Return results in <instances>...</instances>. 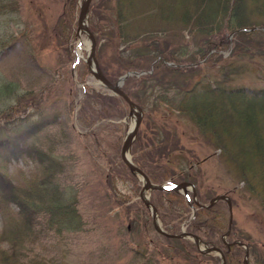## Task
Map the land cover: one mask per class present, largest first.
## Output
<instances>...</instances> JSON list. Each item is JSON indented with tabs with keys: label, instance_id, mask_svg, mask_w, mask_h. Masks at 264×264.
Masks as SVG:
<instances>
[{
	"label": "rangeland",
	"instance_id": "rangeland-1",
	"mask_svg": "<svg viewBox=\"0 0 264 264\" xmlns=\"http://www.w3.org/2000/svg\"><path fill=\"white\" fill-rule=\"evenodd\" d=\"M9 2L11 4L8 3V7L0 9V34L10 35L11 39L13 37V43L0 54V82L7 83L8 87L1 90L0 110L10 107L20 109L12 119L25 118L21 121L22 125L39 118L55 119L56 125L41 133L36 139V145H40V149L51 151L64 161L65 173L55 181L59 186L71 188L76 193L78 213H81L83 223L82 229L78 231H61L59 236L54 235L52 230L53 232L47 233L49 237L38 234L35 239L37 242L29 244L23 240L15 244L19 258H29L25 254L43 253L50 264H147V257L148 264L222 263L213 251H203L202 256H198L191 250L192 247H188V244H193L191 240H185L187 244H179L177 250L187 247L192 255L187 258L180 253L177 256L170 248H165V244L162 245L164 241L153 229L150 210L139 199L143 190L141 182L135 176L136 180L130 178L120 157L124 135L131 129L136 116L129 112L128 105L120 97L97 84L87 70L88 65L83 59L87 55L88 39L78 29L76 21L82 0ZM92 2L94 5L91 8ZM87 10V26L95 41L96 37L100 41H96L95 52L99 45H103L100 51L102 68L115 82L122 75L114 78V72L123 59L118 56V52L122 54L124 51L126 58L134 56L137 59L136 50L133 48L126 52L127 44L120 43L119 40L106 41L109 37L112 38L115 31V0H91ZM152 26L155 24H139L140 28L149 30L155 29ZM156 31V36L161 38L158 42L161 46L167 44L168 52L177 50L178 54L181 46L193 42L186 31ZM54 33L58 34L60 49L56 44L52 47ZM231 38L228 35L229 41ZM137 39L133 41V47H139L141 43L143 46L148 44ZM71 47L74 54L69 51ZM96 54L97 52L95 58ZM77 55L81 56L78 61ZM155 62L157 60L153 61ZM262 62V59L257 58L250 61L248 70L236 81L245 87L264 88ZM84 64L88 73L84 72ZM212 66L213 64L202 62L203 69L200 71L203 75L213 73ZM141 75L143 74L139 76ZM214 75H217L216 69ZM97 92H107L106 94L118 100L112 102L96 97ZM140 92L137 90L138 95L135 97L142 103L133 101L141 108L142 114L136 133L139 141L135 142V138L131 143L130 156L132 157V150L138 144L150 173L149 179L155 177L161 180L178 170L185 178L181 182H189L194 187V191L187 187L183 194L177 192L186 198L185 204L190 207L185 219L178 225V232L182 229L192 232L208 242L206 247L222 249L223 244L228 243L227 236L223 235L228 229L227 219L232 216L231 232L235 237L234 241H243L248 248V260L245 263L264 264V212L258 199H255L257 197L245 189L244 181L235 166L223 159L210 136L204 137L199 133L198 126L185 115L172 111L166 104L154 105V96L143 98ZM168 95L172 96V92H168ZM26 103L34 107L25 106ZM84 106L85 109H82ZM23 108L25 110L22 113ZM155 145L157 147L153 149ZM163 145L173 151L167 165L154 159L158 157L157 153L161 156L162 152L156 153L153 150L163 151ZM4 172L19 191L38 194L37 184L31 187L30 182L37 181L42 172L31 160L22 159L7 164ZM150 181L153 185L170 183ZM159 192L146 190L153 205L162 199ZM219 194L227 196L232 210L229 214L227 202L221 201L210 213L216 218L215 221L219 220L227 228L221 236L201 226V223H193L195 214L192 213L194 200L196 203L206 204ZM161 209V214L169 211L165 202ZM10 210L14 213L13 207ZM157 213L159 216V212ZM207 216H201V220ZM175 222L177 223V219ZM162 227L165 229L168 226ZM2 228L0 218V231ZM0 249H8L6 241L0 240Z\"/></svg>",
	"mask_w": 264,
	"mask_h": 264
},
{
	"label": "trees",
	"instance_id": "trees-1",
	"mask_svg": "<svg viewBox=\"0 0 264 264\" xmlns=\"http://www.w3.org/2000/svg\"><path fill=\"white\" fill-rule=\"evenodd\" d=\"M0 1H2L0 9L8 7V3L11 4L9 0ZM93 5L92 2L91 8ZM252 14L255 17L251 16ZM115 19H117L114 24L115 33L113 32L112 38L109 37L106 41L119 40L120 43L127 44L126 52L135 48L137 59L126 58L124 51H122L124 54L118 52V56L123 59L122 64H119L117 71L114 72L116 74L114 78L128 70L152 71L139 78L128 77L122 86L124 93L139 104L142 101L135 97L138 95L137 90L141 91L143 98L154 96L152 99L154 105L166 104L172 111L185 115L190 122L195 123L199 133L204 137L210 136L224 159L235 166L244 181L245 189L249 194L257 197L264 212V88L243 87L236 81L248 70L250 61L257 58L262 59L264 63V21H262L264 0H115ZM141 22L154 23L155 26L152 27L155 29L140 28ZM157 29L163 30L162 33L186 31L193 38V42L181 46L178 54L177 50L168 52V45L161 46L158 42L161 38L156 36ZM227 34L232 37L231 41L228 40ZM54 35H52V47L56 44L60 49L58 34ZM12 39L10 35L0 34V54L8 49L10 43H13ZM136 39L148 44L143 46L141 43V46L133 47V41ZM96 41H99L97 37ZM102 46L99 45L96 49V59L105 77L110 82H114L102 68L100 61ZM69 51L74 54L72 47ZM224 54L227 55L223 57ZM155 60L157 62L153 63ZM170 62L174 66H168L167 63ZM202 62L213 64L212 68L214 72L216 69L217 75H214V72L203 75L200 71L203 69ZM83 68L84 72L88 73L85 64ZM5 86L7 83L0 82V93L1 90L7 89ZM168 92H172V96H169ZM106 93L97 92L96 97L109 99L112 102L118 100ZM82 109H85V106ZM24 110L23 108L22 113ZM16 111L18 110L12 107L0 110V218L3 227L0 231V240L6 241L8 245L7 250L0 249V264H37L38 262V264H50L46 261L48 257L46 255L43 257V253L42 255L25 254L29 258H19L15 244L23 240L29 244L37 242L38 240L35 239L38 234L42 233V237H49L47 233L52 230L54 235H59L61 231L81 230L83 223L77 209V195L71 188L61 187L56 182L65 173L64 161L58 155L54 156L51 151H45L40 149V145H36L38 136L56 125L55 119L39 118L35 122L22 125L21 121L25 119L20 121L18 117L12 120ZM137 141L139 137H136L135 142ZM138 146L137 144L135 150H132V160L149 176L141 147ZM155 147L157 145L153 149ZM162 148L163 151L152 149L156 153L162 152L161 156L157 153L158 157L154 159L167 165L173 151L168 149L167 145H163ZM22 159L31 160L42 172L40 179L38 178L34 183L30 182L31 187L37 184L38 194L19 191L4 172L7 164ZM123 167L130 178L135 179L134 174L132 175L124 164ZM173 172L175 173H171L168 177L164 176L161 180L155 177L150 179L154 183L169 181L172 184L185 180L178 170ZM159 194H162L161 201L154 203L159 212V220L162 226H168L164 229L167 233L177 234L179 223L185 219L189 211L185 204L186 198L177 192L166 191ZM164 202L169 211L161 214V205ZM220 202L209 209L198 208L193 223H201V226L205 224L206 228L209 227V230L221 236L227 228L221 222L215 221L216 218L210 214ZM12 207L14 213L10 210ZM203 215H208V219L201 220ZM160 238L164 241L162 245L165 244V248H170L175 255L181 253L187 258L192 255L191 251L186 249L177 250V246L186 242L185 240L164 236ZM227 238L228 243H232L235 239L232 232ZM189 246L198 256H202L193 249L194 244H188ZM224 249L226 264H243V248L232 245L225 246ZM147 258L145 262L148 264Z\"/></svg>",
	"mask_w": 264,
	"mask_h": 264
},
{
	"label": "water",
	"instance_id": "water-1",
	"mask_svg": "<svg viewBox=\"0 0 264 264\" xmlns=\"http://www.w3.org/2000/svg\"><path fill=\"white\" fill-rule=\"evenodd\" d=\"M91 2V0H82V3L79 7V14L77 17V26L78 29H80L86 36V38L88 39V50H87V55L85 57L84 62L87 63L88 65V71L89 73L93 76V78L96 80L97 84L101 85L103 88H105L107 91H109L111 94L117 96V97H121L123 99V101L128 105L129 107V112H131L132 114H135L136 119L132 124L131 129L125 133V137L123 139V142L121 144V150H120V157L122 162L124 163V165L126 166V168L129 169V171L134 174L139 181L142 184V188L143 191L140 194L139 198L142 200V202L144 203V205L147 206V208L150 210V215H151V220H153V228L154 230H156V232H158L159 234L165 236V237H172V238H185V239H191L197 250H199V252H203V251H207L210 252L213 251L215 253H217V255L219 256V258L221 259V264L225 263V259H224V255H223V251H221L220 249L216 248V247H211V248H207L206 247V243L202 240L199 239L196 235L192 234V233H187L186 231L182 230L178 235H172L170 233H166L164 230H162L161 228V223L158 220V215H157V209L154 208V206L152 205V203L150 202L149 196L148 194H146V190H150V191H174V192H178V193H184L185 190L187 189V187H190L192 190H194V187L191 185V183L187 182V183H179L176 185H171V184H163V185H153L149 178H147L146 174L139 168L136 167L132 161V157L130 156V148H131V143L135 140L136 138V133L138 131L139 128V124L141 121V108L135 104L128 96L126 93L123 92L122 90V85L124 84L123 82L129 77V76H139L140 74H145L147 73L146 71H141V72H134V71H128L127 73H125L124 75H121L120 77H118V79L116 80L115 83H111L108 79L105 78L104 74L101 72L100 67H99V63H97V60L95 58V47H96V41L94 40V36L92 34V32L89 30L88 26H87V14H88V6L89 3ZM81 56L77 55V61L78 59H80ZM169 66L173 65L172 63L168 64ZM150 72V71H149ZM219 199H224L227 202V206L229 208V212L231 211V206L230 203L228 202V198L224 195H219L218 197L213 198L212 200L209 201V204L207 206H201L204 208H209L210 205H212L213 203H215L216 201H218ZM231 221H232V216L229 220V224H228V230L225 233V235H227L230 231V225H231ZM237 244L240 245L239 242H236ZM202 245V248L200 247ZM245 248V259L247 256V248L245 245H243Z\"/></svg>",
	"mask_w": 264,
	"mask_h": 264
},
{
	"label": "bare ground",
	"instance_id": "bare-ground-1",
	"mask_svg": "<svg viewBox=\"0 0 264 264\" xmlns=\"http://www.w3.org/2000/svg\"><path fill=\"white\" fill-rule=\"evenodd\" d=\"M3 1H5V0H3ZM10 1V0H9ZM2 2V1H1ZM9 7H10V5H9ZM10 10V9H9ZM11 11V10H10ZM251 16H253V17H255L253 14L251 15ZM261 16V15H260ZM258 19H260V18H258ZM117 20V19H116ZM257 21V20H256ZM262 21H264V19L262 20ZM117 22V21H116ZM263 23V22H262ZM258 25H259V23H258ZM264 26V25H263ZM184 27H185V25H184ZM183 28V27H182ZM178 29H179V27H178ZM185 29H186V27H185ZM248 31V30H247ZM157 32V31H156ZM177 32H178V30H177ZM245 32V31H244ZM257 32V31H256ZM188 34V33H187ZM191 34V33H190ZM153 36V35H152ZM160 36V35H159ZM173 36V35H172ZM171 37V36H170ZM182 37V36H181ZM183 38V37H182ZM251 39H252V37H251ZM238 41V40H237ZM156 42V41H155ZM158 44V43H157ZM252 44V43H251ZM6 45V44H5ZM145 45H147V44H145ZM245 46H247L246 44H245ZM238 48V47H237ZM253 48V47H252ZM246 49V48H245ZM78 50V49H77ZM131 50V49H130ZM234 50H236V49H234ZM79 51V50H78ZM76 52V51H75ZM247 52V51H246ZM134 53V52H133ZM60 54V53H59ZM63 54V53H62ZM77 54V53H76ZM71 56V55H70ZM132 57V56H131ZM134 57V56H133ZM74 59V58H73ZM134 59V58H133ZM70 60V59H69ZM83 61V60H82ZM161 62V61H160ZM80 63V62H79ZM153 65V64H152ZM88 70V69H87ZM5 87H7V86H5ZM244 87V86H243ZM8 88V87H7ZM260 91V90H259ZM255 92V91H254ZM30 105H32V104H30ZM26 106V105H25ZM18 107V106H17ZM16 108V107H15ZM18 109V108H17ZM16 109V110H17ZM22 109V108H21ZM20 109H18V111H19ZM14 112H15V110H14ZM17 112V111H16ZM26 112V111H25ZM18 113V112H17ZM16 114V113H15ZM25 114V113H24ZM23 115V114H22ZM12 116V115H11ZM13 116H14V114H13ZM7 117V116H6ZM9 118V117H8ZM21 118V117H20ZM7 119V118H6ZM25 119V118H24ZM13 120V119H12ZM135 120V119H134ZM20 121H21V119H20ZM4 122V121H3ZM15 122V121H14ZM8 123H9V121H8ZM16 123V122H15ZM11 124V123H10ZM18 124V123H17ZM13 126V125H12ZM6 127V126H5ZM15 127V126H14ZM10 128V127H9ZM12 130V129H11ZM130 130V129H129ZM15 131H17V130H15ZM15 133V132H14ZM34 142V141H33ZM31 144H32V142H30ZM32 146H33V144H32ZM219 151V150H218ZM220 158H221V154H220ZM224 159V158H223ZM137 167H139V166H137ZM41 174V173H40ZM40 179V178H39ZM48 179V178H47ZM50 184V183H49ZM50 186H51V184H50ZM53 186V185H52ZM64 189V188H63ZM143 191V190H142ZM163 194V193H162ZM162 194H160V195H162ZM150 197V196H149ZM256 200H257V198H255ZM188 200V199H187ZM186 203V202H185ZM192 205V204H191ZM184 206H186V205H184ZM190 208V207H189ZM78 209V208H77ZM232 211V210H231ZM80 212V211H79ZM76 213V212H75ZM81 214V213H80ZM229 214H230V212H229ZM75 218V217H74ZM221 220V219H220ZM219 221V220H218ZM223 221V220H222ZM228 222V221H227ZM225 223V222H224ZM217 224H218V222H217ZM216 224V225H217ZM223 224V223H222ZM215 225V226H216ZM219 225V224H218ZM226 225V224H225ZM80 226V225H79ZM204 226H205V224H204ZM210 226V225H209ZM225 227V226H224ZM77 228H78V226H77ZM209 228V227H208ZM212 228V227H211ZM221 228V227H220ZM215 230V229H214ZM212 232H213V230H212ZM186 240V239H185ZM184 243H186V242H184ZM187 244V243H186ZM223 247V246H222ZM230 247V246H229ZM219 248V247H218ZM188 248L186 247V250H187ZM196 250V249H195ZM131 251H134V250H131ZM227 251V250H226ZM42 255V254H41ZM34 256H36V255H34ZM33 256V257H34ZM38 256H40V255H38ZM45 256V254L43 255V257ZM234 256V255H233ZM32 257V256H31ZM237 257V256H236ZM238 258V257H237ZM236 258V259H237ZM218 259V258H217ZM235 259V260H236ZM43 260V259H42ZM233 260V259H232ZM248 260V259H247ZM32 261V260H31ZM39 261V260H38ZM37 260H36V262H38ZM219 261V260H218ZM232 262V261H231ZM234 262V261H233ZM33 263H35V262H33ZM39 263V262H38ZM37 263V264H38ZM43 263V262H42ZM218 264V263H217ZM221 264V263H220ZM250 264V263H249Z\"/></svg>",
	"mask_w": 264,
	"mask_h": 264
},
{
	"label": "flooded vegetation",
	"instance_id": "flooded-vegetation-1",
	"mask_svg": "<svg viewBox=\"0 0 264 264\" xmlns=\"http://www.w3.org/2000/svg\"><path fill=\"white\" fill-rule=\"evenodd\" d=\"M206 243H208V242H206ZM214 247V246H213Z\"/></svg>",
	"mask_w": 264,
	"mask_h": 264
}]
</instances>
